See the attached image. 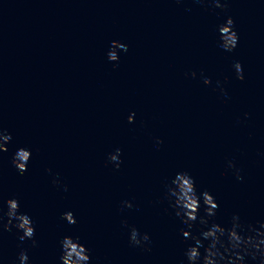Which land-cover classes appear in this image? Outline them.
Here are the masks:
<instances>
[{
    "label": "water",
    "instance_id": "1",
    "mask_svg": "<svg viewBox=\"0 0 264 264\" xmlns=\"http://www.w3.org/2000/svg\"><path fill=\"white\" fill-rule=\"evenodd\" d=\"M227 3L0 0V129L12 136L0 152V204L15 196L33 218L32 264H57V241L69 233L92 264H182L191 241L167 201L155 203L165 177L181 169L214 196L218 223L233 213L264 220V0ZM225 15L239 36L230 53L216 45ZM112 40L129 46L116 68L106 58ZM18 147L32 151L22 175L11 163ZM117 147L123 162L114 169L105 161ZM229 159L243 181L226 170ZM48 168L67 192L51 184ZM125 199L134 207L118 212ZM66 211L75 225L60 219ZM121 221L147 232L151 251L130 246ZM15 233L0 234L3 264L16 259Z\"/></svg>",
    "mask_w": 264,
    "mask_h": 264
},
{
    "label": "clouds",
    "instance_id": "2",
    "mask_svg": "<svg viewBox=\"0 0 264 264\" xmlns=\"http://www.w3.org/2000/svg\"><path fill=\"white\" fill-rule=\"evenodd\" d=\"M182 0H176L181 3ZM196 3L204 5L206 0H195ZM213 8L226 10L227 0H208ZM239 36L234 27V20L231 15H225L223 23L216 27V45L226 52H233L238 46ZM128 44L121 40H112L106 58L113 62V68L118 66L119 53L121 50L128 51ZM232 69L238 80L244 79L243 67L240 61H234ZM192 78L196 77V72L186 73ZM203 84L209 85L211 80L203 75ZM217 88L223 96L227 92L222 86V81H216ZM247 115V114H245ZM135 112L127 115V122L133 123ZM11 133L7 129H0V152H7V144L11 141ZM155 147L163 143L156 137ZM32 156V151L27 147H18L11 157V163L21 175L27 170L28 162ZM122 150L117 147L109 152L105 165L111 164L114 169H119L122 164ZM226 170H230L232 176L237 181H243L244 176L233 159L227 160ZM52 174L50 168L45 169ZM51 184L57 189L67 192L68 185L60 179L59 173L52 174ZM162 195L158 196L155 203L167 201L173 210L174 217L177 218L183 227L179 229V234L184 241H191L184 249V261L182 264H264V220L255 223L244 221L238 213H233L226 224L218 223L215 219L218 203L214 196L207 190H198L196 180L193 175L185 169L175 171L163 181ZM131 200L120 201L118 212L124 209L133 208ZM138 208V206H135ZM201 209L203 212L201 213ZM60 219L68 225H75L77 219L73 212L66 211ZM122 226L127 228V240L130 246L139 248L142 251H151V237L147 232L139 231L134 225H128L127 221H121ZM16 230V236L20 242L19 251L12 264H32L29 258V248L38 247L36 239V225L33 218L26 212L20 211V201L13 196L0 204V234L4 231ZM30 242V243H29ZM28 243V247L23 245ZM59 255L57 264H92L91 250L81 242L79 235L69 233L61 236L57 241ZM203 249V252H201ZM0 264H3V257L0 256Z\"/></svg>",
    "mask_w": 264,
    "mask_h": 264
}]
</instances>
